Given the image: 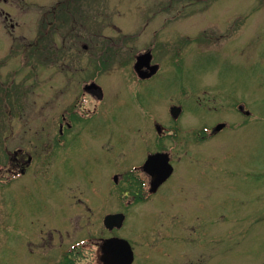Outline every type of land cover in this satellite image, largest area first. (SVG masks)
Listing matches in <instances>:
<instances>
[{
	"label": "rangeland",
	"instance_id": "rangeland-1",
	"mask_svg": "<svg viewBox=\"0 0 264 264\" xmlns=\"http://www.w3.org/2000/svg\"><path fill=\"white\" fill-rule=\"evenodd\" d=\"M44 19L49 20L47 35L45 25L41 26ZM82 23H95L93 27L99 28V34L91 35ZM38 32L44 37L36 40ZM91 37L97 43L96 54L102 51L99 57L108 53L116 59L132 57L151 44L149 38L157 43L155 56L162 62L154 77L139 84H133L131 78L101 77L106 100L99 106L101 112L96 113L94 122L107 118L114 135L128 134L124 132L128 130L138 138V126L149 124L152 117L163 125L170 123L168 106L172 103L183 107L177 121L178 135L190 128L199 132L202 125L217 118L241 121L244 117L234 107L237 101L252 111L253 117L246 125L224 129L209 140L212 156L206 165L212 169L208 171L224 166L240 169L237 182L242 201L231 210L226 206V213L233 214L235 208V214L242 216L237 220L225 218V229L230 231L219 245L211 238L206 264H220L217 253L220 248L234 246L228 238L233 235L241 237L236 243V264L260 258L264 251V0H0V120L17 119L18 144L26 136L21 129H28L33 138L43 133V121L55 123L61 107L60 90L70 94L78 85L77 79L67 74L74 79L67 78L66 88L61 86V76L75 70L78 54H89V50L80 51V42ZM126 69L115 60L99 75L120 76ZM24 86L28 87L27 103L12 106L11 91ZM214 91L220 95L218 98ZM2 128L10 133L8 126ZM5 143L11 146V137ZM182 143L179 137L178 150ZM0 146L2 166L6 164L3 141ZM134 146L138 155L137 142ZM187 146L196 148L190 142ZM73 164L68 163L63 173L55 166L56 184L81 180L83 170L75 169ZM251 167L254 178L248 174ZM85 170L86 182L90 178L92 186L104 183L101 165H89ZM0 177L8 175L0 171ZM48 194L57 197L60 193L50 190ZM99 195L104 201V195ZM21 196L30 197L24 190ZM11 197V187L0 183V251L6 255L1 264H9ZM250 211L255 215L254 224L247 217ZM123 230L134 251L131 264H200L203 260L201 249L194 254L182 249L183 256L178 254L176 245L180 248L186 244L182 240L171 241L173 246L166 240L148 247L140 229L138 207L128 210ZM156 246L165 249V254Z\"/></svg>",
	"mask_w": 264,
	"mask_h": 264
},
{
	"label": "flooded vegetation",
	"instance_id": "flooded-vegetation-1",
	"mask_svg": "<svg viewBox=\"0 0 264 264\" xmlns=\"http://www.w3.org/2000/svg\"><path fill=\"white\" fill-rule=\"evenodd\" d=\"M4 18L7 19V14ZM48 23L49 20H46L44 24L46 35ZM94 24L82 23V26L91 35H97L99 28H94ZM147 40L150 45L138 50L132 57L127 55L121 59L108 53L100 58L102 51L96 54L97 43L92 37L81 41L80 51L89 50V54H78L74 60L75 70L66 71L60 80V85L65 87L69 78L67 74H72L78 85L70 94L60 90L62 99L58 118L55 123L43 121L42 134L32 138L28 129H21L26 131V136L18 144L17 119L14 122L7 118L0 120V128L4 130L2 126L5 125L10 131L7 134L0 129V141L4 142L3 162H6L0 166V171L8 175V178L0 177V183H7L12 194L9 264H104L105 240L118 237L130 244L123 227L132 206L139 208L140 229L146 235L148 247L155 242L160 244L169 240L170 243H177V240H182L186 244L180 248L176 245L178 254L182 255V249H190L189 254H194L197 249L204 250L200 252L203 258L200 264H206L211 238L219 245L226 238V232L230 231L225 229V218L237 220L242 216L235 214V208L233 214L226 213V206H230L231 210L242 201L237 182L240 169L224 166L213 168L217 172H210L208 170L212 168L206 165L212 156L210 138L224 129L251 121L252 111L245 106L242 109L241 101L234 102V107L244 117L241 121L217 118L213 123L202 125L201 131L196 133L190 128L177 134L181 112L177 117L170 116V123L164 125L155 117L150 119L149 124L141 123L137 128L138 138H135L136 133L128 130H124L128 134L118 132L114 135L108 127L107 118L94 122L99 106L105 105L106 100L102 76L118 80L131 78L133 84H139L154 77L161 69L162 62L155 56L157 43L149 38ZM144 51H149L151 56L141 65L144 76H140L134 69V61L136 55ZM115 60L127 68L121 72L122 75H99L106 70L109 62ZM153 63L158 64V68L147 75ZM27 89L24 86L11 91L12 106L27 103ZM214 93L217 98L220 96L216 91ZM220 122L225 124L215 129ZM9 137L11 146L7 147L5 142ZM179 137L183 142L181 150L177 149ZM136 142L140 149L138 155H135ZM188 142L196 147L195 150L188 148ZM71 161L75 169L83 170L80 175L82 181L71 183L63 180L56 184L55 166L63 173ZM187 162L191 166H187ZM89 165L102 166L104 183L92 186V179L85 181V169ZM167 167H170V172L158 180ZM248 174L255 177L252 167ZM22 190L30 197L22 198ZM50 190L60 194L57 197L48 196ZM99 191L102 194L99 195ZM98 195H104V201L99 200ZM115 212L122 213V220L107 225L105 215ZM248 215L250 223L254 224V212L250 211ZM228 238L233 240L234 246L219 249L220 264H236L238 259L239 254L235 250L239 249L236 243L241 237L233 235ZM156 250L163 254L166 252L161 246H156ZM109 257L111 260L112 256ZM1 261H6V255L0 251V264ZM111 262L114 264L113 257ZM248 264H264V251L260 258H253Z\"/></svg>",
	"mask_w": 264,
	"mask_h": 264
},
{
	"label": "water",
	"instance_id": "water-1",
	"mask_svg": "<svg viewBox=\"0 0 264 264\" xmlns=\"http://www.w3.org/2000/svg\"><path fill=\"white\" fill-rule=\"evenodd\" d=\"M150 52H142L136 56V60L134 62V69L138 72L140 76H144L143 71L141 70V65L146 61H149L150 59ZM158 65L157 64H152L150 65L151 70L146 73L147 75L153 73L156 71ZM181 110L180 105H171L169 107V111L173 117H176ZM224 123H218L215 126V129H219L222 127ZM170 172V167L166 168V171H164L161 174V177L158 180H162L165 178V176ZM122 213L116 212V213H109L105 215L104 217V222L107 225L113 224V223H118L119 221L122 220ZM104 264H112L111 260L113 257V263L114 264H130L132 259H133V251L132 248L129 244V242L125 239L118 238V237H112L107 240H105L104 243ZM113 251V252H112ZM111 260H110V257Z\"/></svg>",
	"mask_w": 264,
	"mask_h": 264
}]
</instances>
